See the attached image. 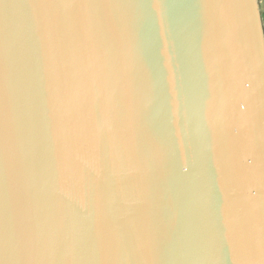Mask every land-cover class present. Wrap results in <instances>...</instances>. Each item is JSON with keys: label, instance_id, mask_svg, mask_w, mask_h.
Instances as JSON below:
<instances>
[{"label": "water", "instance_id": "95a60500", "mask_svg": "<svg viewBox=\"0 0 264 264\" xmlns=\"http://www.w3.org/2000/svg\"><path fill=\"white\" fill-rule=\"evenodd\" d=\"M0 264H264L259 0H0Z\"/></svg>", "mask_w": 264, "mask_h": 264}, {"label": "crops", "instance_id": "0c3cea01", "mask_svg": "<svg viewBox=\"0 0 264 264\" xmlns=\"http://www.w3.org/2000/svg\"><path fill=\"white\" fill-rule=\"evenodd\" d=\"M260 9L262 11V19L264 22V0H259Z\"/></svg>", "mask_w": 264, "mask_h": 264}]
</instances>
